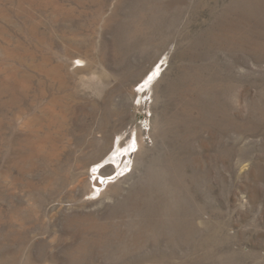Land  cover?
I'll use <instances>...</instances> for the list:
<instances>
[{"label":"rangeland","instance_id":"rangeland-1","mask_svg":"<svg viewBox=\"0 0 264 264\" xmlns=\"http://www.w3.org/2000/svg\"><path fill=\"white\" fill-rule=\"evenodd\" d=\"M0 264H264V0H0Z\"/></svg>","mask_w":264,"mask_h":264},{"label":"bare ground","instance_id":"bare-ground-1","mask_svg":"<svg viewBox=\"0 0 264 264\" xmlns=\"http://www.w3.org/2000/svg\"><path fill=\"white\" fill-rule=\"evenodd\" d=\"M83 60V59H82ZM86 66H87V64H86ZM95 75V74H94ZM97 75V74H96ZM137 145L139 146V148H140V146H142V141H139V139H137ZM118 147L112 152L113 154H116L115 156H120L121 157V151L123 150V148H122V150L120 151V145H117ZM114 148L113 147H111L110 149H108V151H111V150H113ZM119 158V157H118ZM120 161V160H119ZM125 167V166H124Z\"/></svg>","mask_w":264,"mask_h":264}]
</instances>
